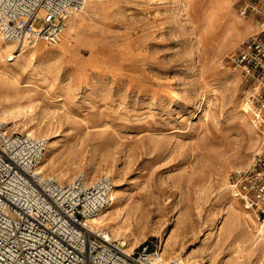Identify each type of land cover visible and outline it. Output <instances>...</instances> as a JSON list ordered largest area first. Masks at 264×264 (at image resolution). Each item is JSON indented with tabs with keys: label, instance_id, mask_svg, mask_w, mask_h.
<instances>
[{
	"label": "rangeland",
	"instance_id": "obj_1",
	"mask_svg": "<svg viewBox=\"0 0 264 264\" xmlns=\"http://www.w3.org/2000/svg\"><path fill=\"white\" fill-rule=\"evenodd\" d=\"M248 3L264 7L89 0L57 43L0 36V118L54 142L42 165L62 183L80 171L115 180L101 226L129 250L147 241L169 264H264V232L230 181L264 150L232 60L258 30Z\"/></svg>",
	"mask_w": 264,
	"mask_h": 264
},
{
	"label": "built area",
	"instance_id": "obj_2",
	"mask_svg": "<svg viewBox=\"0 0 264 264\" xmlns=\"http://www.w3.org/2000/svg\"><path fill=\"white\" fill-rule=\"evenodd\" d=\"M89 0H0V36L17 48L39 41L57 43L67 19ZM258 30L233 55V67L249 83L248 103L264 124V7ZM48 139L11 131L0 118V264H169L158 243L129 250L93 222L113 203L115 180L95 179L84 171L62 183L40 169ZM236 194L245 201L254 224L264 231V150L230 173Z\"/></svg>",
	"mask_w": 264,
	"mask_h": 264
},
{
	"label": "bare ground",
	"instance_id": "obj_3",
	"mask_svg": "<svg viewBox=\"0 0 264 264\" xmlns=\"http://www.w3.org/2000/svg\"><path fill=\"white\" fill-rule=\"evenodd\" d=\"M0 45H2V44H0ZM17 52H19V54H14V55H12V56H8L9 57V59H13V58H15L16 56H18V55H20L21 54V52H20V49H17ZM10 55V54H9ZM247 97H248V95H247ZM245 108H247V110L249 111H252L253 110V107L248 103V102H245V106H244ZM256 121V120H255ZM9 123H11V121L9 122ZM259 123V122H258ZM255 125H259V124H255ZM251 128V127H250ZM250 130V129H249ZM255 131V130H254ZM29 132L30 133H34L35 131L33 130V129H31V130H29ZM252 132V131H251ZM52 146H54V142H51V141H49L48 142V147H47V149H49V148H51ZM42 168V169H41ZM44 165H42V163H41V165H40V169L42 170V171H44ZM116 183V182H115ZM119 186L116 184V187H115V189H114V192H113V200H114V202H113V204L115 203V201H116V196H117V188H118ZM105 211L106 210H104L98 217H96V218H94V220H93V222H95L96 224H98V225H106V223H108V222H111L110 220H108L107 219V216H106V219L104 218V216L106 215L105 214ZM114 223V222H113ZM121 229H119L117 232H121L120 231ZM264 232V231H263ZM133 234V233H132ZM109 236L110 237H112L111 236V234L109 233ZM126 244L128 245V243H127V241H126ZM174 264H182L177 258H175L174 259Z\"/></svg>",
	"mask_w": 264,
	"mask_h": 264
}]
</instances>
